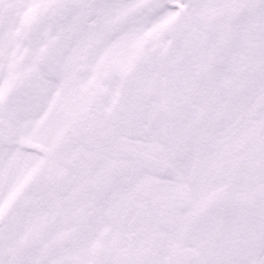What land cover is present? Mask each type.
I'll list each match as a JSON object with an SVG mask.
<instances>
[{
    "label": "snow or ice",
    "instance_id": "obj_1",
    "mask_svg": "<svg viewBox=\"0 0 264 264\" xmlns=\"http://www.w3.org/2000/svg\"><path fill=\"white\" fill-rule=\"evenodd\" d=\"M0 264H264V0H0Z\"/></svg>",
    "mask_w": 264,
    "mask_h": 264
}]
</instances>
